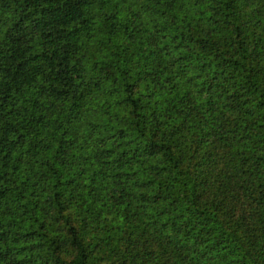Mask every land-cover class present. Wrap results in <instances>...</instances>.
<instances>
[{"label": "trees", "instance_id": "1", "mask_svg": "<svg viewBox=\"0 0 264 264\" xmlns=\"http://www.w3.org/2000/svg\"><path fill=\"white\" fill-rule=\"evenodd\" d=\"M0 264H264V0H0Z\"/></svg>", "mask_w": 264, "mask_h": 264}]
</instances>
